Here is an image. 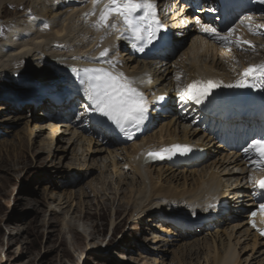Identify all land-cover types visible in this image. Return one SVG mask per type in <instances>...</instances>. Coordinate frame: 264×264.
<instances>
[{
    "label": "bare ground",
    "instance_id": "bare-ground-1",
    "mask_svg": "<svg viewBox=\"0 0 264 264\" xmlns=\"http://www.w3.org/2000/svg\"><path fill=\"white\" fill-rule=\"evenodd\" d=\"M158 1L161 4H166L168 11H172L176 6L185 10L180 0ZM200 1L203 5L211 3V0ZM4 5L9 11L11 8L21 6H24L25 10L12 13L14 16L15 13L19 14L15 22L13 19H7L9 23L11 21L14 23L11 24L10 31L5 34L7 40L0 42V88L13 85L12 90H18L13 92L25 91L21 89L26 86L21 85L20 81L13 80L15 76L25 81V83L21 82L25 85H29L26 84L29 82L31 87L28 89L32 88V82L34 85L37 84V81L45 84L39 86L38 93H33V91L26 95L28 100L20 110L27 108L28 113H32L35 111V107L40 108L38 114H42L46 122L43 124H38L37 121L23 122V119L28 116L25 114L24 116L18 114L13 120L19 124L23 122L30 135L34 130L40 131L43 128L49 129V140L57 132L64 134L66 142L76 145L77 157L84 159V152H86L85 150L88 152L91 145L95 146L96 152L103 153L93 158L92 161L99 165L101 175L111 172V177L114 176L113 179L109 178L105 184V191L115 195L109 197V194H106V197H109V203L110 201L114 202L119 193H124L121 190V185H127V191L122 197H117L113 210H110L109 203L104 202V205L101 206L96 201L93 211L99 217H104L103 215L107 212H111L115 216L122 209L124 211L131 210L132 220L138 223L144 222L146 217L157 221L159 219L161 222L168 221L171 225L174 223L172 221L182 224L181 221L185 219L194 223L203 221L208 224L223 222L225 221L223 218L230 219L232 222L230 221V224L227 223L223 228V232L228 238V245L226 242L227 247L223 249L222 255L219 257L216 255L217 258L213 257V264H264V241L260 240L256 233H252L245 221L248 208L254 206L255 201L249 183L252 171L251 168L248 169L244 166L247 159L246 154L239 150L227 151L222 147L208 125L204 124L201 117L196 114L197 103L181 99L178 95V90L183 89L193 80H214L217 83L225 84L236 83L241 79L245 68L264 63V4L254 6L242 13L231 24V28L235 29L232 39L235 40L236 37H239L241 40L251 41L254 47L237 46L235 43L225 44L201 31V25L211 24L218 32H226V28L220 27L219 16L202 24L196 22L183 27L181 23L190 20V12L176 9L166 17V22L176 34H173L175 35L173 36L174 46L187 40L186 46L174 57H170L166 51L155 57L142 60H135L129 55L134 63L123 67L117 64L113 56L119 47L126 46L120 37L122 31L120 23L117 22V27L109 29L107 32L97 31L91 26L97 19L100 8L103 7L102 3L95 6L96 15H92V0H0V13ZM26 15L29 17L25 20L22 19ZM19 19L26 22L18 23ZM180 33L182 35L178 37ZM104 48L111 50L106 60L97 62L92 59L98 57ZM237 49H244L251 54H257V52H261V54L252 58L246 53L239 52L235 56ZM127 54H129V50ZM95 66L123 73L133 80L134 86L142 91L147 98L148 115L152 117L155 112L163 110L161 118L168 120L161 127L159 126L158 130L150 131V134L147 133L144 136L148 131V126L138 143L131 142L127 148L112 147V145L119 146V144H116L112 138L104 136L95 122L90 120V114L84 104L86 88L80 83L82 76L80 72L73 71L74 68ZM43 71L47 80H39L33 76V73L39 72L41 75ZM177 75L180 76L179 80L176 79ZM150 90L153 92H149L151 96L147 97L146 92ZM161 94L168 97L167 105L161 106L155 102V99ZM31 100H38L41 105H35V103H31ZM74 102L81 103L80 108L85 113L91 133L99 138L86 137L83 133L72 128L65 120V122H54L55 119L63 120L65 114L62 113L63 117L56 118V113L63 112ZM2 110H12V107L0 105V111L2 112ZM150 136L157 141L151 140ZM172 142L187 144L192 147V150L199 147L204 149L205 153L202 163L191 168V172L194 174L192 182L189 185H186L185 182L182 188H177L179 183L174 184L173 187L169 183L157 182L152 174V164L154 163L147 158V153L150 150L169 147ZM87 146L88 149H86ZM74 155H76L75 152ZM73 157L77 159V157ZM195 162L198 164V161ZM195 162H185L184 164H194ZM161 164H167L166 167L175 166L169 161L161 162ZM124 168L129 170V174L125 173ZM220 201L225 205V210L221 205L219 206ZM85 204L82 208L78 207L79 209L74 210L78 214H74L73 217L78 219L85 217L88 213L87 208L91 207L87 203ZM119 225L120 223L112 217L110 232L112 233ZM76 228L74 227V229ZM173 229L176 228L173 227ZM174 231L177 234L181 233L178 229ZM89 236L90 239L95 237L92 234ZM164 239L166 238L158 239V241L162 242ZM248 240H251L250 244ZM247 246L249 247L247 248ZM117 253L116 260L122 264L126 260H129L128 263L136 261L134 257L130 256L133 255L131 253H129L130 255H123L125 253L122 252ZM242 254L244 257L240 259ZM143 258L145 257L142 255L140 260Z\"/></svg>",
    "mask_w": 264,
    "mask_h": 264
},
{
    "label": "rangeland",
    "instance_id": "rangeland-1",
    "mask_svg": "<svg viewBox=\"0 0 264 264\" xmlns=\"http://www.w3.org/2000/svg\"><path fill=\"white\" fill-rule=\"evenodd\" d=\"M19 8L14 7L9 11L4 5L0 13V42L7 40L5 34L10 31L11 24L19 15L15 13L14 16L12 13L25 10L24 6ZM28 17L26 15L22 19ZM7 19H13L14 22L9 23ZM19 22L26 21L19 19ZM186 43L187 40L176 46L171 57L186 46ZM115 56L117 62L124 66L134 63L127 54L126 47H120ZM250 57L256 55L251 54ZM33 76L39 80H47L44 71L41 75L39 72L33 73ZM15 77V82L20 81L21 85L26 86L21 89L25 91L13 92L18 91L12 90L13 85L0 88V105L12 107V110L0 111V264H120L116 260L117 252L125 253L123 255L133 254L130 256L136 259L135 263H128L129 260H126L125 264H161V261L163 264H213V257L222 255L223 249L228 245L223 228L227 223L230 224V219L223 218L225 221L215 224L203 221L194 223L185 219L181 221L182 224L172 221L174 223L171 225L168 221L161 222L158 219V222L146 217L144 222L138 223L132 220L131 210L122 209L115 216L107 212L104 217H99L93 211L96 201L103 206L104 202L109 203V197L115 196L105 191L107 180L114 176L111 177V172L101 175L99 165L92 161L103 153L96 152L93 145L89 149L87 146L84 161L82 157H77L76 145L66 142L64 134L57 132L49 140V129L43 128L40 131L34 130L30 135L23 122L37 121L38 124H43L46 119L38 114L40 108L28 113L27 108L20 110L23 105L13 102L17 98H25L33 91L38 93L39 86L45 84L37 81L34 85L32 82V88L28 89L31 87L29 82L26 83L29 85H25V81ZM161 111L152 116L151 132L158 130L168 120L161 118ZM18 114L28 116L19 124L13 120ZM64 120L68 121L55 119L54 122H65ZM150 139L156 140L152 137ZM128 145L112 147L127 148ZM204 159H200L198 164L182 163L174 167H166L167 164L157 161L152 164V174L157 182L169 183L173 187L179 183L180 187L177 188H182L185 182L186 185L192 182L194 174L191 168L200 165ZM124 170L129 174V170ZM126 187L127 185H121L124 193L127 191ZM124 193H119L114 202L110 201V210L115 209L117 197H122ZM85 203L91 206L87 208L85 217H73L78 214L74 210L82 208ZM112 217L120 225L111 233ZM173 227L181 233H175L176 229ZM91 234L95 236L93 239H90ZM161 238L166 239L159 242L158 239ZM248 241L250 244L251 240ZM142 255L145 258L140 260ZM242 257L244 254L240 259Z\"/></svg>",
    "mask_w": 264,
    "mask_h": 264
},
{
    "label": "snow or ice",
    "instance_id": "snow-or-ice-1",
    "mask_svg": "<svg viewBox=\"0 0 264 264\" xmlns=\"http://www.w3.org/2000/svg\"><path fill=\"white\" fill-rule=\"evenodd\" d=\"M92 3V15H96L95 6L103 4L97 19L91 25L97 31L107 32L109 29H115L119 22L123 25L121 38L132 41V47L141 52L144 51L143 45L145 44L152 45L154 42L166 40L164 35L166 25L158 18L156 0H92ZM201 31L225 44L253 46L251 41L241 40L239 37L233 40L235 29L231 27L226 32L220 33L212 26L201 25ZM110 52V48H104L98 57L92 59L97 62L106 60ZM73 71L83 73L80 83L87 85L86 99L91 102V105H94V111L99 112L121 129L127 125L138 126L147 119L149 107L147 98L142 91L134 86V81L123 73H117L104 67L74 68ZM249 78H264V63L245 68L241 79L227 87H254L255 85L247 83ZM176 79L179 80L180 76L177 75ZM218 87L220 84L212 80H193L183 89L178 90V95L181 99L193 100L200 104L208 99L213 89ZM159 99H163V97ZM191 151L192 147L187 144H173L156 151H149L147 158L170 159L174 155H186ZM244 151L246 153L254 151L257 154L256 165L264 167V138L251 140ZM255 183L264 195V178ZM260 207L264 208V204H261ZM260 231L264 235V229Z\"/></svg>",
    "mask_w": 264,
    "mask_h": 264
}]
</instances>
